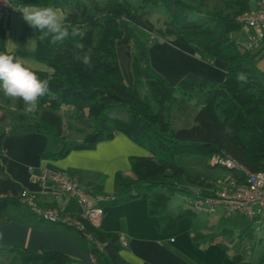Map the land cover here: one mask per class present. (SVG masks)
<instances>
[{
	"label": "trees",
	"instance_id": "16d2710c",
	"mask_svg": "<svg viewBox=\"0 0 264 264\" xmlns=\"http://www.w3.org/2000/svg\"><path fill=\"white\" fill-rule=\"evenodd\" d=\"M80 1L39 0L32 3L63 10L64 22L78 26L82 35L66 39L62 51L51 48L50 57L44 60L51 73L36 72L41 80L49 82L48 91L40 99L36 112L26 113L21 100L4 95L6 107L13 101L14 113L22 127L62 143L58 153L42 154L44 159L61 160L71 151L94 150L99 143L112 140L117 133L144 147L149 156L130 157L131 176L115 175L119 192L110 200L118 204L148 193L147 211L157 218V230L164 235L172 234L180 219L170 213L173 198L203 197L213 193V180L188 175L174 162L176 156L210 159L228 155L251 172L264 170V85L253 60L254 53L244 51L235 39L241 28L237 17L250 6L247 0H220L233 9L230 17L206 13L208 21L197 22L189 14L192 11L200 13V10L183 0H137V7L133 6L132 0H104L103 3L86 0L77 8L75 4ZM154 7H162L168 15L158 39L183 38L200 60L208 64L216 59L223 60L226 69L220 82L187 74L177 84H169L149 61V46L158 39L147 43L130 31L133 84L127 86L124 83L116 53V44L124 37L122 20L137 16L153 28L144 15L147 8ZM85 57L89 58L90 64L84 63ZM195 91H204L205 99L194 115H188L189 118L193 116L192 124L172 130L164 118L165 112L183 103V99L177 101V94L186 98ZM2 94L0 92V97ZM62 107L72 108V113L63 115ZM64 118L91 126L82 141L63 138ZM4 136L5 132L0 129V148ZM21 191V185L6 174L0 161V216L8 207H25L18 200ZM183 214L193 215L189 209ZM76 231L84 240L88 233L92 234L93 242H87L89 254L95 255L96 264H124L120 258L123 247L118 234L92 228H87V233ZM251 232V226L244 228L240 241L250 240ZM198 234L194 233L193 241L198 240ZM201 235L207 238V235ZM95 241L103 243V249L95 248ZM6 254L5 264H90L54 250L11 248ZM231 261L233 264H252L240 255L232 256ZM263 262L264 252L258 264Z\"/></svg>",
	"mask_w": 264,
	"mask_h": 264
},
{
	"label": "crops",
	"instance_id": "0c3cea01",
	"mask_svg": "<svg viewBox=\"0 0 264 264\" xmlns=\"http://www.w3.org/2000/svg\"><path fill=\"white\" fill-rule=\"evenodd\" d=\"M14 1L20 6L21 11L0 21V52L23 57L25 63L35 72L51 73L52 70L44 60L50 57L51 48L62 51L67 41L52 44L50 36L40 39V36L44 34L25 22L24 9L35 6L32 3L39 0ZM55 9H58L64 18V11ZM240 35L241 28L235 39H240ZM30 40L34 42L28 45ZM169 40L171 39L156 41L158 44L156 46L159 47L157 53L164 51L173 54L185 65L186 69L175 76L176 82L187 74H194L214 82H220L223 79L226 69V63L223 60L216 59L208 64L197 57L183 38L172 39L178 41V45L170 43ZM118 44L119 41L116 48L117 46L120 48ZM131 45L128 41L121 47L128 54L130 65ZM253 60L259 71V79L264 85V55L254 53ZM153 67L157 69L154 64ZM121 72L124 83L132 86L133 78L130 70L127 72V79L122 69ZM3 96L4 94L0 97V129L5 132V136L0 148V161L6 174L21 185L22 191L35 195L40 207H54L62 215H75L78 213V206L74 198L48 182L43 185L33 182L30 176L31 171L34 173H39L41 170L65 172L70 179L79 183L90 200L103 209L100 231L124 237L127 245L120 252V258L124 264H233L231 258L234 255H240L243 260H250L256 249L255 245L249 241L238 242L237 253L231 256L223 251L222 244L214 239L216 230L202 222L198 226L192 225L195 212L191 211L193 215L189 217L184 215L183 213L189 208L182 209L179 202L176 204L172 200L169 205L170 213L174 217H180L177 229L172 234L164 235L156 228L157 218L148 214V193L118 204H113L111 200H104L105 197L112 198L119 192L115 182L116 174L132 175L130 157L149 155L144 147L135 144L123 134L117 133L112 140L99 143L94 150L71 151L61 160L44 159L42 154L58 153L62 143L22 127L17 114L14 113L13 105L6 107ZM61 113L67 116L72 113V108L62 107ZM71 122L63 125V138L66 141H82L85 132L83 133L82 127L81 130ZM226 174L223 173L214 178H202L215 181L225 178ZM186 199L187 197H183L184 203ZM206 226L208 231L203 232L202 229H206ZM194 233L200 234L197 235V241L192 239ZM201 234L207 235V238H202ZM14 246L30 251L54 250L81 263H88L90 250L89 243L82 239L74 228L40 222L34 218L32 211L25 207H8L0 216V253ZM224 247H227L226 244Z\"/></svg>",
	"mask_w": 264,
	"mask_h": 264
},
{
	"label": "built area",
	"instance_id": "2783aa9c",
	"mask_svg": "<svg viewBox=\"0 0 264 264\" xmlns=\"http://www.w3.org/2000/svg\"><path fill=\"white\" fill-rule=\"evenodd\" d=\"M250 8L237 17L241 26L240 39L236 43L244 51L264 55V0H247ZM21 11L14 0H0V21ZM210 164L226 171L223 179L213 181V193L203 197H187L186 203L193 212L206 213L212 216H244L258 224L264 223V170L251 172L228 155L211 157ZM31 180L41 185L46 182L74 198L78 206L75 215H62L54 207L42 208L37 204L36 196L21 191L19 203L32 210L33 215L41 221L52 224H63L78 231L86 232L87 228L100 230L103 209L90 200L78 182L69 178L63 171H31ZM198 192V191H197ZM196 192V193H197ZM105 197L104 200H110ZM86 241L93 242L91 233ZM124 248L127 245L124 237L119 235ZM173 241V240H171ZM95 248L103 249L104 244L98 241ZM88 263L96 264L95 255H88Z\"/></svg>",
	"mask_w": 264,
	"mask_h": 264
},
{
	"label": "rangeland",
	"instance_id": "374dc122",
	"mask_svg": "<svg viewBox=\"0 0 264 264\" xmlns=\"http://www.w3.org/2000/svg\"><path fill=\"white\" fill-rule=\"evenodd\" d=\"M101 3L104 2V0H99ZM186 4L189 6L199 9L200 13L192 11L191 14H189V17L197 22H207L208 21V15L213 13H221L225 16L230 17L233 13V9L224 5L220 0H183ZM86 2V0H81L75 6L77 8H80L83 6V3ZM134 7H137L139 5V2L137 0L131 1ZM144 18L150 20L153 24V28L147 26L143 20L139 19L137 16H131L126 17L122 20V26L124 28V37L122 40L119 41V46L116 48V53L119 60V65L121 66V69L124 73L125 78L128 77V70L131 72V65L129 62V59L127 57L128 54L126 51H124V48H121L122 45H125L128 41L131 43L130 40V31L133 32L140 40L150 43L154 40L158 39L159 31L161 30L162 24L165 20H168V15L165 12V10L162 9V7H154V8H147L145 11ZM238 34V32L236 33ZM129 35V36H128ZM124 40L126 42H124ZM170 43L174 45H178V41L169 40ZM175 42V43H174ZM156 43L150 44V49L148 51L149 54V61L151 67L159 73L169 84L175 85L177 84L175 80V76L178 73H181L184 69H186L185 65H183L177 58L174 57L173 54H170L168 52L161 51L157 53L158 48ZM123 50V51H121ZM153 64L157 67L155 69L153 67ZM159 72H158V71ZM164 74V76L161 74ZM132 74V73H131ZM186 76V75H185ZM176 82V83H175ZM142 93V92H141ZM177 101L183 99V103L179 106H173L169 111L165 112L164 118L169 122L170 127L172 130H178L180 128L188 127L192 124V117L189 118L188 115L190 113H193V115L198 111V109L201 107L204 99H205V92L204 91H195L191 96L189 97H182L180 94H177ZM5 99V96H3ZM6 105V101H5ZM8 106H12L11 102L7 104ZM14 106V105H13ZM68 111V110H67ZM70 121L66 118H64V124ZM73 123L75 127H78L79 129H83V133L85 134L90 131L91 126L87 124H75ZM81 129V130H82ZM81 131V134H83ZM68 141V140H67ZM76 142V141H75ZM149 156V155H148ZM210 159L204 158L202 156H192V157H180L176 156L174 158V162L184 169V171L191 176H199V177H208V178H214L219 177L223 173L226 174V171L222 168L215 167V165L212 167ZM173 202L176 204L179 202L182 205V209L187 206V203L183 202V196H177L173 198ZM175 204V205H176ZM186 204V206H185ZM27 212V210H25ZM196 215L193 216L194 218L192 220L193 223H191L194 226H198L201 222L209 227H212V229L216 230V238L217 241L222 244L223 251H226L231 256L237 253L238 250V242L244 243L249 241L252 245H255V251L253 252L250 261L253 264H258V259L262 256L264 252V223L258 224L254 220L248 219L244 216L239 215H233V216H212L206 213H199L196 212ZM48 223V222H47ZM206 226V229H202L203 232L208 231ZM247 226L252 227V238L250 240H242L240 241L239 236L244 228ZM200 227H198L199 229ZM197 230V229H196ZM226 244L227 247H224V244ZM244 247V246H243ZM12 248H20L18 246H14ZM22 249V248H21ZM7 251H1L0 253V264H5L6 262V254Z\"/></svg>",
	"mask_w": 264,
	"mask_h": 264
},
{
	"label": "clouds",
	"instance_id": "9594fccd",
	"mask_svg": "<svg viewBox=\"0 0 264 264\" xmlns=\"http://www.w3.org/2000/svg\"><path fill=\"white\" fill-rule=\"evenodd\" d=\"M23 19L31 28L44 34L40 39L50 36L52 44L82 35L78 26L67 25L59 10L53 7L26 8ZM33 42L30 40L28 45ZM84 63L90 64L89 58L85 57ZM48 88V80H41L23 57L0 52V92L13 100H21L26 113L38 110L39 101Z\"/></svg>",
	"mask_w": 264,
	"mask_h": 264
},
{
	"label": "water",
	"instance_id": "95a60500",
	"mask_svg": "<svg viewBox=\"0 0 264 264\" xmlns=\"http://www.w3.org/2000/svg\"><path fill=\"white\" fill-rule=\"evenodd\" d=\"M194 192H196V190L193 189Z\"/></svg>",
	"mask_w": 264,
	"mask_h": 264
}]
</instances>
